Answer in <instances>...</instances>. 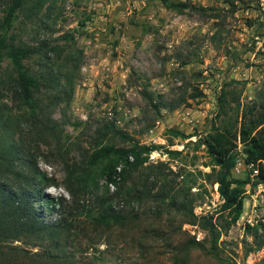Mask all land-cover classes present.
<instances>
[{"label": "rangeland", "instance_id": "374dc122", "mask_svg": "<svg viewBox=\"0 0 264 264\" xmlns=\"http://www.w3.org/2000/svg\"><path fill=\"white\" fill-rule=\"evenodd\" d=\"M168 1L185 2L186 7L176 11L163 0H47L36 13H26L24 8L15 12L10 32L22 42L69 32L73 46L81 50L71 100L49 109L60 129L62 149L57 150L51 140L43 144L34 129L14 135L22 149L33 153L38 168L53 178L54 184L44 187L43 193L54 200L61 196L68 203L62 160H78L85 150L89 152L94 130L103 122L112 121L128 136L109 137V144L161 148L142 153L146 156L142 164L116 177L120 186L124 180L126 186L150 191L124 204L129 217L123 224L94 226L84 215L72 217L64 207L67 230L60 243L9 241L5 244L22 250L6 256L8 261L0 256V264H236L255 250L253 231L246 228H255L260 235L263 227L242 223V216L250 211L254 179L246 167L230 170L233 178L248 176L249 182L243 187L240 215L228 228H221L228 218L219 210L217 183L203 175L210 172L212 160L199 138L210 127L223 83L236 80L239 102L244 103L264 82V0ZM3 14L0 8V22ZM25 64L39 70L35 58ZM10 73L3 59L0 79ZM144 91L155 101L181 97L184 103L172 110L159 107L156 114ZM0 110L3 117L20 123L26 116L1 84ZM99 167L100 171L102 164ZM165 183L180 189L170 196L191 202V209L200 205L206 212L193 215L205 232L201 241L183 228L181 209L170 205L169 198L157 200L155 192ZM98 186V193L105 191L100 172ZM107 187L111 192L113 187ZM35 205L43 210L44 220L61 218L57 205L50 210L43 202ZM203 216H212L218 227L214 245L199 223Z\"/></svg>", "mask_w": 264, "mask_h": 264}, {"label": "trees", "instance_id": "16d2710c", "mask_svg": "<svg viewBox=\"0 0 264 264\" xmlns=\"http://www.w3.org/2000/svg\"><path fill=\"white\" fill-rule=\"evenodd\" d=\"M27 1L0 0V8L4 12L0 22V63L6 59L11 71L10 75L0 79V84L9 92L16 109L26 111L25 119L20 123L12 119L13 117H3L0 110V256L3 261H8L6 256L13 254V251L22 250L5 244L9 241L26 239L33 241L34 245L45 241L60 243L64 239L62 234L67 230L64 207L72 217L84 215L94 226L108 228L123 224L129 217L128 210L122 208L124 204L134 199L139 200L141 195L150 191L126 186L124 180L120 186L116 177H124L142 164L146 158L141 156L142 153L148 154L161 148L157 144H109L106 142L109 137L118 136L124 139L128 136L114 128L112 121L103 122L94 130L89 152L85 150L78 160H62V185L69 196L68 203L61 196L54 200L43 193L42 189L53 185L54 180L38 168L33 153L22 149L14 135L21 133V130L31 132L34 129L43 144H48L51 140L57 150L62 149L60 129L51 118L49 109L60 103L66 106L71 100L81 50L73 46V35L69 32L55 38H42L35 43L17 39L10 32L15 12L24 8L26 13H36L47 0H29L30 4L26 6ZM163 1L168 8L176 11L186 7L182 1ZM27 15L25 14L26 17ZM30 58H35L39 70L31 69L25 64ZM236 83V80H228L221 85L210 127L199 138L200 144L205 147L212 160L210 172L203 175L217 183V191L222 200L219 210L228 218L227 221L224 220L221 228H228L240 215L243 187L249 182L248 176L237 179L230 175L234 160L240 156L244 164L251 163L256 170L252 176L253 184H264V82L255 96L244 103L239 102V94L234 87ZM142 94L156 114L159 107L172 110L184 103L181 97L173 102H164L155 101L150 92L144 91ZM197 95L198 93L190 97ZM166 152L175 153L172 150ZM119 163L121 167L117 171ZM100 164L102 167L99 171ZM99 172L106 185L102 193H98ZM107 184L113 187L111 192ZM177 192H180L179 188L177 190L165 183L155 192V196L159 201L169 198L170 205L182 210L183 221L194 223L191 202H186L184 198L176 200L174 196H170ZM36 202L45 203L48 210L57 205L61 218L56 221L44 220L43 210L37 208ZM211 217L203 216L199 223L211 235L214 245L219 230ZM246 229L253 231L255 249L264 244V227L260 235L256 234L255 228ZM263 263L264 258L259 264Z\"/></svg>", "mask_w": 264, "mask_h": 264}, {"label": "built area", "instance_id": "2783aa9c", "mask_svg": "<svg viewBox=\"0 0 264 264\" xmlns=\"http://www.w3.org/2000/svg\"><path fill=\"white\" fill-rule=\"evenodd\" d=\"M246 167L250 170L249 175L252 177L256 170L254 169L251 163L244 164L240 157H237L234 160L233 169L238 170L240 167ZM121 167V163H119L116 167L118 171ZM215 197L218 200L220 197L216 187H215ZM249 199L251 200L250 211L249 213H245L242 216V223L253 227V226H262L264 227V184L257 183L255 189L252 194L249 195ZM248 199V200H249ZM193 215L200 217L201 215H205V211L201 210L200 205L194 206L192 209ZM183 228L194 238L195 241H201L204 238L205 232L200 229L196 223L185 222L183 223ZM264 255V244H262L259 248L250 251L246 254L245 258L239 262L236 260V264H257L261 257Z\"/></svg>", "mask_w": 264, "mask_h": 264}]
</instances>
